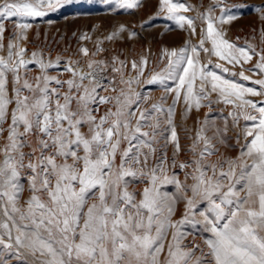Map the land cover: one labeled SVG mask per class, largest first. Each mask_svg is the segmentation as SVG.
I'll list each match as a JSON object with an SVG mask.
<instances>
[{
	"label": "snow or ice",
	"instance_id": "snow-or-ice-1",
	"mask_svg": "<svg viewBox=\"0 0 264 264\" xmlns=\"http://www.w3.org/2000/svg\"><path fill=\"white\" fill-rule=\"evenodd\" d=\"M76 2L0 0V264H264V47L225 38L220 26L236 18L226 6L219 16L210 7L188 17L192 6L160 0L159 11L192 35L201 21L198 46L165 49L160 72L145 77L143 55L97 59L123 25L94 50L29 54V20ZM116 2L140 7V0ZM259 40L264 45V27ZM201 51L239 66L237 73L215 64L259 87L208 70ZM156 84L163 86L158 100L140 90ZM181 103L185 119L209 110L184 147L175 121ZM214 103L231 107L235 156L221 151L234 145L227 119L223 128L209 119ZM186 225L202 226L203 246L185 243Z\"/></svg>",
	"mask_w": 264,
	"mask_h": 264
},
{
	"label": "rangeland",
	"instance_id": "rangeland-1",
	"mask_svg": "<svg viewBox=\"0 0 264 264\" xmlns=\"http://www.w3.org/2000/svg\"><path fill=\"white\" fill-rule=\"evenodd\" d=\"M174 2L184 3L192 6L194 10L184 13L188 17H196L198 12L204 13L212 7L213 15H221L220 8L226 6V12L234 15L236 18L228 24L220 26L226 33L225 38L237 46H246L247 43L253 44L259 50L264 45L260 44L259 31L264 27V0H223V3L216 5V0H174ZM160 0H140V7L135 9H126L119 7L116 0H77L76 3L66 5L58 11L51 12L44 17L30 19L33 28L28 32L27 48L29 54L31 51L43 49L46 53L51 52L53 58L56 54H62L64 57L73 55L79 46H86L94 50L97 39L110 35L117 31L120 26H124L126 31L120 33L113 40H104L102 47L105 49L97 59L111 61L114 55L120 56L121 59L131 61L139 60L140 56L148 58V65L145 70V77L150 76L153 72H160L166 66V60L162 57L165 49H179L186 46H198L199 34L201 31V21L196 20V34L192 35L189 30L181 29L174 21L167 19L165 13L159 11ZM215 6V7H214ZM4 21L0 20V23ZM5 36H9L12 31L11 23H7ZM129 32L135 33L129 36ZM83 33H88L91 40H80ZM75 34V35H74ZM47 43V44H46ZM205 47H211L210 42H206ZM201 63L206 65L208 70L215 71L226 79L243 84L246 87H259L251 81H244L238 75L232 76L230 73H223L221 69L215 67L216 63H224L234 72H239V66L233 68L223 61H219L214 55L209 56L201 51ZM211 61V63H209ZM31 67V66H30ZM246 69L251 68V64L244 66ZM130 69V65H129ZM52 74L62 71V68L51 70ZM255 71V70H253ZM247 75H253L252 72H246ZM114 75L110 72L106 76ZM255 78V77H254ZM168 87H175L176 82L166 81ZM141 91L151 95L153 100L163 95V86L142 85ZM216 99L215 94L212 97ZM172 102V95H168V104ZM103 108L101 109V111ZM202 110V111H201ZM199 112L193 111L187 119L182 115L183 104L176 105L175 121L177 130L181 138L182 147L190 145L189 135L195 134L197 120H203L208 108L204 107ZM231 110L230 106L223 103L212 105V112L209 119H214L218 127L223 128L225 119L228 121L229 137L228 143L234 145L232 148L221 147V151L228 156L238 154L239 146L236 145L235 134L239 129H234L231 123V117L227 113ZM250 123V122H249ZM245 121H239V128H243ZM191 129L190 133L185 129ZM211 135V133H209ZM241 143L243 141L241 140ZM171 156L172 149H168ZM189 155L182 153L180 159H188ZM180 179L183 180V173L179 169ZM191 181H189L190 183ZM169 191L173 189L171 186ZM183 212V203L177 205V213L174 219L179 218ZM199 218V217H197ZM202 226L186 225L185 231L189 233L185 243L189 244L193 240L195 243L203 245L202 236L208 235L201 231Z\"/></svg>",
	"mask_w": 264,
	"mask_h": 264
},
{
	"label": "bare ground",
	"instance_id": "bare-ground-1",
	"mask_svg": "<svg viewBox=\"0 0 264 264\" xmlns=\"http://www.w3.org/2000/svg\"><path fill=\"white\" fill-rule=\"evenodd\" d=\"M47 44V43H46ZM202 111V110H201ZM142 187V186H141ZM203 246V245H202Z\"/></svg>",
	"mask_w": 264,
	"mask_h": 264
}]
</instances>
